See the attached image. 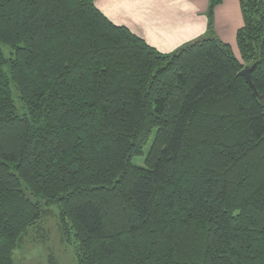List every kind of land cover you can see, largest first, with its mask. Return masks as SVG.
I'll use <instances>...</instances> for the list:
<instances>
[{"label": "trees", "instance_id": "obj_1", "mask_svg": "<svg viewBox=\"0 0 264 264\" xmlns=\"http://www.w3.org/2000/svg\"><path fill=\"white\" fill-rule=\"evenodd\" d=\"M240 2L238 52L163 53L95 0H0V264L52 207L77 264H264V0Z\"/></svg>", "mask_w": 264, "mask_h": 264}, {"label": "crops", "instance_id": "obj_2", "mask_svg": "<svg viewBox=\"0 0 264 264\" xmlns=\"http://www.w3.org/2000/svg\"><path fill=\"white\" fill-rule=\"evenodd\" d=\"M113 23L128 27L160 52L170 53L211 33L238 52L244 25L240 0H222L208 29L209 0H95Z\"/></svg>", "mask_w": 264, "mask_h": 264}, {"label": "rangeland", "instance_id": "obj_3", "mask_svg": "<svg viewBox=\"0 0 264 264\" xmlns=\"http://www.w3.org/2000/svg\"><path fill=\"white\" fill-rule=\"evenodd\" d=\"M6 55L9 57L12 48L4 46ZM5 70L8 72L9 67L5 65ZM154 135V133H153ZM145 148V153L149 149V145ZM145 154L133 158V162L138 166H144ZM53 216L48 217L43 222L48 239L44 242L40 240L38 228L32 227L29 229L28 234L24 239L21 248L14 252V260L16 264H50V256L52 255L57 264H77L74 254V244H64L61 239V234L58 225L59 210L52 207Z\"/></svg>", "mask_w": 264, "mask_h": 264}, {"label": "water", "instance_id": "obj_4", "mask_svg": "<svg viewBox=\"0 0 264 264\" xmlns=\"http://www.w3.org/2000/svg\"><path fill=\"white\" fill-rule=\"evenodd\" d=\"M255 65H253L252 67L250 68H245L243 69L240 74L242 76H244L246 78V81L247 83L252 87V89L255 91V93H257L258 95V92H257V89H256V86L254 85L252 79H251V71L254 69ZM260 98H262L261 96H259ZM29 199L33 202L34 201V198L32 197H29Z\"/></svg>", "mask_w": 264, "mask_h": 264}]
</instances>
